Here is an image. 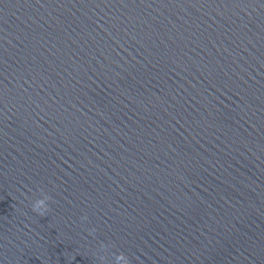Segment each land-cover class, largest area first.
<instances>
[{
	"label": "water",
	"instance_id": "obj_1",
	"mask_svg": "<svg viewBox=\"0 0 264 264\" xmlns=\"http://www.w3.org/2000/svg\"><path fill=\"white\" fill-rule=\"evenodd\" d=\"M121 251L264 264V0H0V264Z\"/></svg>",
	"mask_w": 264,
	"mask_h": 264
},
{
	"label": "clouds",
	"instance_id": "obj_2",
	"mask_svg": "<svg viewBox=\"0 0 264 264\" xmlns=\"http://www.w3.org/2000/svg\"><path fill=\"white\" fill-rule=\"evenodd\" d=\"M42 195L40 198H37L33 203H32V211L35 213H38L41 216H46L47 213L50 211V201L53 199L51 195L44 193L43 190H41ZM83 219H87V216L83 217ZM102 248L107 250V246L102 244ZM115 255V264H132L131 259L129 256L124 253L120 252L119 254H114ZM99 259L101 261L106 260L105 256H100Z\"/></svg>",
	"mask_w": 264,
	"mask_h": 264
}]
</instances>
